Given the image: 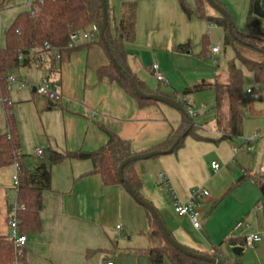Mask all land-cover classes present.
<instances>
[{"label": "crops", "instance_id": "crops-1", "mask_svg": "<svg viewBox=\"0 0 264 264\" xmlns=\"http://www.w3.org/2000/svg\"><path fill=\"white\" fill-rule=\"evenodd\" d=\"M183 1L196 10L195 0ZM218 1L234 24L244 26L252 0ZM130 2L137 3V23L134 41L125 45V63L149 90L160 89L179 96L196 85L216 81V61L209 55L200 57V53L205 34L209 54L216 30L224 40L221 27L194 15L188 17L179 0H108L112 34L121 19L123 4ZM261 6L264 10V0ZM206 13L220 17L209 5ZM187 43L190 50L179 52L178 46ZM76 46L84 47L58 63L52 75L62 95L59 102L35 92L45 77V69L31 66L11 72L30 83V87L13 85L9 90L21 153H27H22L23 163L28 169L48 162L49 150L96 151L107 143L109 132L127 141L134 155L146 154L165 142L182 122V114L172 107L161 103L141 107L118 84L100 80L96 70L110 60L95 41L80 40ZM154 63L165 76L163 84L152 74ZM187 97L192 100L199 121L206 120V110H213V126L199 124L195 129L204 138L197 141L205 143L206 150L215 155L205 157L198 152L199 143H195L196 153L190 157H180L178 149L133 163L141 181V195L155 207L172 237L184 247L204 255L218 248L227 263L264 264V82L255 81L245 90L254 116L244 120L243 135L233 140L214 141L221 136L216 127L214 89L192 92ZM222 112H227L226 103ZM7 131L5 115L0 118V135ZM38 149L43 151L42 157L37 156ZM213 162L220 165L217 173L212 170ZM171 164L184 173V179L174 175ZM91 170V161L76 159L52 167L51 189L43 192L41 230L25 234V264H151L149 251L154 242L149 236L151 223L146 209L124 186H106L101 176L91 174ZM16 172L15 164L0 168V236L5 238L11 236L12 209L18 205ZM161 173L180 202H187L193 189L209 191V197L201 200L199 230L193 228L189 219L176 216L171 192L163 185ZM244 175L248 179L235 185ZM250 234L260 236L255 247L245 244ZM229 238L245 243L231 246L226 242ZM235 247L243 251L235 255ZM162 264L172 263L166 258Z\"/></svg>", "mask_w": 264, "mask_h": 264}, {"label": "trees", "instance_id": "trees-1", "mask_svg": "<svg viewBox=\"0 0 264 264\" xmlns=\"http://www.w3.org/2000/svg\"><path fill=\"white\" fill-rule=\"evenodd\" d=\"M104 1L108 13V0ZM179 1L188 17L194 15L209 25L221 27L224 31V46L233 48L235 52V57L228 62L224 77L219 75L213 84L201 83L183 91L181 94L188 96L192 92H199L208 88L214 89L218 113L216 127L221 135L214 141L219 142L221 140L239 138L243 135L244 120L254 116V112L245 98L243 71L237 66V62L245 66L254 75L257 82H264V20L256 17L253 13L256 0H252L251 8L241 30H238L235 24L230 28L227 20L221 16L207 15L206 5H209L207 0H195V11L189 8L183 0ZM213 1L222 6L218 0ZM2 7L3 3H0V9ZM136 23L137 3H125L123 4L121 19L116 26L114 34L111 32L108 20L103 39L99 35L98 39L94 40L104 50L105 44L107 45L109 53L127 77V79L120 77L113 65L109 63L97 68L98 78L100 80L108 79L118 84L126 93L136 99L141 107L159 103L139 98L132 89L129 80H133L137 87L147 95H163L178 101V95L164 93L160 89L149 90L127 67L125 63V45L134 41ZM92 25H96L101 32L103 25V0H35L29 10L22 11L15 17L12 24L6 29L4 46H0V99L4 103L8 128L5 134L0 135V168L11 164L19 165L18 204L24 205V210L18 211L17 217L19 220L18 230L24 235L28 232H39L41 230L40 215L43 209V192L51 189V171L53 166L65 160H88L92 163L91 174L100 175L106 186H124L119 177V167L126 159L134 156L127 141L109 132L107 143L96 151L58 152L49 150L48 162L42 161L33 169L26 168L23 163L21 141L12 112V103L9 100L7 78L17 68L31 67L33 56L42 53L45 44H49L53 50L60 53L62 59L59 63H61L74 50L84 47L74 45L70 47L71 35L78 31L88 30ZM85 46L88 47L89 44ZM208 46L209 39L205 34L200 57L209 55ZM244 49L258 53L261 59L246 58L242 51ZM189 50V43L178 46L179 52H188ZM57 64L52 62L47 69V72L55 82L57 81L52 75L54 70H56ZM223 103L227 104L226 113L222 112ZM190 118L193 128L187 133V136L191 135L196 140H203L204 138L195 129L194 117L190 116ZM189 124V118L183 116L179 127L172 131L165 142L151 151L166 152L174 147L175 142L188 129ZM185 138L174 147L172 152L183 147ZM123 175L135 192L142 197L141 181L133 169V163L124 169ZM247 179L248 176L244 175L235 185L241 184ZM147 214L151 223L149 236L154 242V246L149 251L151 264H162L166 258L172 264H211L204 260L188 257L173 248L159 230L157 221L148 211ZM226 242L231 246H236L245 243V240L229 238ZM192 252L198 254L195 251ZM206 255L220 259L226 264H234L227 263L221 258L218 248L211 254ZM0 264H25L24 254L18 258L13 241L2 236H0Z\"/></svg>", "mask_w": 264, "mask_h": 264}, {"label": "built area", "instance_id": "built-area-1", "mask_svg": "<svg viewBox=\"0 0 264 264\" xmlns=\"http://www.w3.org/2000/svg\"><path fill=\"white\" fill-rule=\"evenodd\" d=\"M35 0H26V3L30 5L33 4ZM0 29H1V20H0ZM100 35V30L96 25H92L90 29L88 30H82L75 32L71 35V45L76 46V43L80 40L84 42H91L96 39H98V36ZM220 51V46L216 45L215 47H212L211 53L209 54L210 57H212V54H215ZM22 59V57H20ZM62 57L58 51L53 50L52 47L49 44H45L43 52L34 55L33 56V63L32 66L37 68H42L46 70V74L44 79L42 80L41 84L35 87V92L40 97H43L47 100H50L52 102H59L62 100V95L59 92V84L55 82L50 74L47 72V69L50 67V64L52 62L59 63L61 61ZM152 74L154 78L160 83L163 84L166 82L165 76L160 72L159 66L157 63H154L152 65ZM8 80V90L12 88L13 85H17L19 88H26L30 86V83L27 79L18 78L14 74H10L7 78ZM247 94H250V90L247 91ZM178 101L183 104L186 111L188 112L189 116L194 117L195 112L192 109V100H190L187 96H184L180 94L178 96ZM237 147L233 148L234 152H237ZM36 154L38 157L43 156V151L41 149H38L36 151ZM17 168V172L14 176V181L17 184L18 178H19V165L15 164ZM212 170L214 173L219 172L220 165L216 162L212 163ZM262 173L264 174V166L262 168ZM160 178L163 181V185L170 190L172 199H173V210L177 217L179 218H187L191 222L194 229L199 230L201 228V223L199 220L200 217V207H201V200L204 198L209 197V191L205 188H198L193 189L190 193V198L187 202H180L172 192V190L169 187V182L167 181L164 174H160ZM256 210H259V207L255 208ZM24 210V205L18 204L12 209V218L10 220V227L12 229V233L10 236V239L13 241L15 246V252L18 258L22 257L24 254V248L26 244V235L21 234L18 230V217L17 212ZM117 229H120V226L117 227ZM260 241V236L258 234H250L246 238V246L248 247H255L256 243ZM112 264V263H108Z\"/></svg>", "mask_w": 264, "mask_h": 264}, {"label": "water", "instance_id": "water-1", "mask_svg": "<svg viewBox=\"0 0 264 264\" xmlns=\"http://www.w3.org/2000/svg\"><path fill=\"white\" fill-rule=\"evenodd\" d=\"M208 4L210 7H212L213 9H215L221 17H223L224 19L227 20L228 25L230 28H232L234 26V22L231 18V16L229 15V13L220 5H218L217 3H215L213 0H207ZM253 13L256 17L264 20V10L261 6V0H256L254 2V7H253ZM108 25V13H107V7L105 5V1L103 0V25L101 28V32H100V38L103 39V34L105 31V28ZM105 52L108 55V58L110 60V63L113 65V67L116 69V71L118 72L119 76L127 79V77L123 74V72L121 71L119 65L117 64V62L115 61V59L113 58V56L109 53V49L107 47V45L105 44ZM130 85L132 87V89L134 90L135 94L141 98V99H145V100H153L156 101L158 103L167 105L172 107L173 109L177 110L178 112H180L182 114V116L188 117L190 124L189 127L186 131H184L180 137L177 139V141L174 144V147L177 146V144L187 136V133L193 128V123L191 121V118L188 114V112L186 111L185 107L183 106L182 103H180L179 101L173 100L169 97L163 96V95H156V94H151V95H147L145 93H143L135 84V82L133 80H129ZM174 147L170 148L168 151L166 152H159V151H152L146 154H142V155H134L128 159H126L119 167V177L121 179V181L123 182L125 188L128 190V192L134 197V199L140 204L142 205L150 214L151 216L157 221L158 223V228L161 231L162 235L164 236V238L166 239V241L168 242V244H170L173 248H175L176 250H178L179 252L183 253L184 255L188 256V257H192L198 260H204L208 263L211 264H226L224 261L220 260V259H216V258H211L208 257L207 255L204 254H196L193 253L192 251L188 250L186 247H184L183 245L179 244L170 234L169 230L167 229L163 219L161 218V216L159 215L158 211L155 209V207L149 203L148 201L144 200L141 196H139L135 190L133 189V187L130 185V183L124 178L123 175V171L124 169L132 163H135L139 160H148L151 159L153 157H157L159 155H165V154H170L172 153V151L174 150ZM264 186V184H263ZM243 251V248L241 247H235L233 249V253L235 255H239L241 252Z\"/></svg>", "mask_w": 264, "mask_h": 264}, {"label": "rangeland", "instance_id": "rangeland-1", "mask_svg": "<svg viewBox=\"0 0 264 264\" xmlns=\"http://www.w3.org/2000/svg\"><path fill=\"white\" fill-rule=\"evenodd\" d=\"M0 3H3V7L0 9V20H1V31H0V46H4V36H5V32L6 29L11 25L12 21L14 20V18L22 11H26L30 9V5L27 4L25 2V0H0ZM223 6V4H222ZM224 8V6H223ZM225 9V8H224ZM227 11V9H225ZM228 12V11H227ZM235 26L237 27L238 30H241L243 27V24H239V23H235ZM214 42L211 45L212 47H215L217 44H220V52H218V54H215L213 56V58L210 57L211 60H215L216 61V68L217 71L219 73V75H221V77H224L227 71V66H228V62L230 60H232L235 57V52L233 50V48L231 47H225L224 46V40H223V36L221 35V32L219 30H216V34L214 36ZM243 54L245 55L246 58L249 59H253V60H260V55L252 50L249 49H244L242 50ZM237 66L239 68L242 69L243 71V86L244 89L246 90L247 88H250L254 85L255 83V78L254 75L245 67L243 66L240 62H237ZM36 68H33L32 71H35ZM30 87V86H29ZM10 95V101L13 102L11 95L12 93L9 94ZM40 97V96H39ZM15 107V105H14ZM14 112L16 113L15 109ZM213 110L211 111V108H209L208 110H206L204 113V115L206 116V120L205 121H199V117L200 116H195V126H207L208 128H210L211 126H213ZM212 113V115H211ZM5 116V107H4V103L3 101L0 99V118L3 119ZM195 143H199L196 147H199V151L200 153H202L205 157H209L211 158L213 155L211 152H209L208 150H206V144L203 142H198L193 136H187L184 140V146L182 147V149H179L178 151H180V157L182 158H186V157H190V155L196 153V148L193 145H196ZM23 154L27 153L22 152ZM174 157L175 154H174ZM27 158V157H26ZM25 160V159H24ZM171 169L172 171H174V175L180 179H184V173H182L181 171L176 170V167H174V165L171 164Z\"/></svg>", "mask_w": 264, "mask_h": 264}]
</instances>
